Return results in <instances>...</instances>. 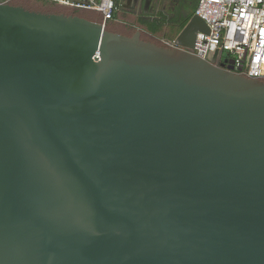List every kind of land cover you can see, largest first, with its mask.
<instances>
[{
	"label": "water",
	"instance_id": "1",
	"mask_svg": "<svg viewBox=\"0 0 264 264\" xmlns=\"http://www.w3.org/2000/svg\"><path fill=\"white\" fill-rule=\"evenodd\" d=\"M198 32L0 4V264H264V76Z\"/></svg>",
	"mask_w": 264,
	"mask_h": 264
},
{
	"label": "built area",
	"instance_id": "2",
	"mask_svg": "<svg viewBox=\"0 0 264 264\" xmlns=\"http://www.w3.org/2000/svg\"><path fill=\"white\" fill-rule=\"evenodd\" d=\"M12 0H0V4ZM60 5L95 10L104 22L117 20L116 0H49ZM210 28L198 32L195 53L211 60L217 51L229 54L235 71L264 76V0H198L195 12ZM166 40L174 44V40Z\"/></svg>",
	"mask_w": 264,
	"mask_h": 264
},
{
	"label": "trees",
	"instance_id": "3",
	"mask_svg": "<svg viewBox=\"0 0 264 264\" xmlns=\"http://www.w3.org/2000/svg\"><path fill=\"white\" fill-rule=\"evenodd\" d=\"M116 2L120 4L121 0ZM11 3L32 11L79 16L104 23L103 14L98 11L67 7L49 0H12ZM197 5L198 0H185L179 6L175 5V9L168 7L167 12H159L158 19L145 18L142 16L143 12L137 15L134 11L121 7L117 20L106 22V29L129 37L141 31L143 40L167 47L162 39L173 41L195 14Z\"/></svg>",
	"mask_w": 264,
	"mask_h": 264
},
{
	"label": "flooded vegetation",
	"instance_id": "4",
	"mask_svg": "<svg viewBox=\"0 0 264 264\" xmlns=\"http://www.w3.org/2000/svg\"><path fill=\"white\" fill-rule=\"evenodd\" d=\"M154 1V2H153ZM122 2H125L128 6L127 9H141V7H144L145 9L148 6L149 2H152L155 5V2L157 3V9L156 12L159 14V12H167V8H172L175 9V5L179 6L182 2H185V0H183L181 2V0H138L135 2V0H121L120 4L122 8H125L122 6ZM153 9V8H152ZM157 14V18H160L159 15ZM218 65H222L223 64V55L222 57H220L217 61Z\"/></svg>",
	"mask_w": 264,
	"mask_h": 264
},
{
	"label": "crops",
	"instance_id": "5",
	"mask_svg": "<svg viewBox=\"0 0 264 264\" xmlns=\"http://www.w3.org/2000/svg\"><path fill=\"white\" fill-rule=\"evenodd\" d=\"M125 8L127 9L128 7H125ZM156 9H157V3L155 2V5H154L152 2H149L146 9L144 7H141V9L135 8V9H128V10L134 11L137 15L143 12L142 16L145 18L158 19L157 18L158 13L156 12Z\"/></svg>",
	"mask_w": 264,
	"mask_h": 264
}]
</instances>
